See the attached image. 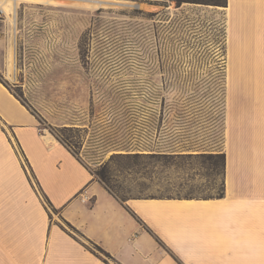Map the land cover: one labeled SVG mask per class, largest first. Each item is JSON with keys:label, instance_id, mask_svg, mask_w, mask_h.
<instances>
[{"label": "crops", "instance_id": "obj_1", "mask_svg": "<svg viewBox=\"0 0 264 264\" xmlns=\"http://www.w3.org/2000/svg\"><path fill=\"white\" fill-rule=\"evenodd\" d=\"M261 1L227 0L222 9L225 52L212 54L222 74L219 141L192 143L182 127L162 126L163 109L173 105L141 102L158 116L141 149L224 154L222 197L121 201L69 148L41 133L35 116L0 82V264H264Z\"/></svg>", "mask_w": 264, "mask_h": 264}, {"label": "rangeland", "instance_id": "obj_2", "mask_svg": "<svg viewBox=\"0 0 264 264\" xmlns=\"http://www.w3.org/2000/svg\"><path fill=\"white\" fill-rule=\"evenodd\" d=\"M120 1L139 8L92 12L21 4L14 80L6 72V18L0 16V82L35 116L41 133L57 139L62 128L70 129L65 133L74 146L67 148L92 173L105 165L106 186L119 199L215 196L222 188L221 168L196 155L220 153L141 149L145 129L152 134L158 125L157 114H148L157 109L141 108V102L173 105L163 109L162 126L182 127L192 143L220 140L222 74L212 54L225 52L224 7Z\"/></svg>", "mask_w": 264, "mask_h": 264}, {"label": "bare ground", "instance_id": "obj_3", "mask_svg": "<svg viewBox=\"0 0 264 264\" xmlns=\"http://www.w3.org/2000/svg\"><path fill=\"white\" fill-rule=\"evenodd\" d=\"M21 4H26L29 6L42 5L44 7L51 8H67V10L77 9L92 12L96 9L109 6L128 8L135 6L139 7V4L137 3L134 4L120 0H0V8L3 10V15L6 18L7 48L5 62L7 76L10 80H14L18 72L16 60V43L17 34L19 31L17 30L18 9L20 8Z\"/></svg>", "mask_w": 264, "mask_h": 264}, {"label": "trees", "instance_id": "obj_4", "mask_svg": "<svg viewBox=\"0 0 264 264\" xmlns=\"http://www.w3.org/2000/svg\"><path fill=\"white\" fill-rule=\"evenodd\" d=\"M169 1H174L176 3L177 7H179L182 3L212 5V6H218V7H224V8L227 7V0H169ZM67 131L70 132L71 130L68 129V128H65V127L62 128V130L60 132V136L57 137V139L62 144H65L66 147H68L70 145L74 146V144L72 143L73 136H71L69 134H66L65 132H67ZM71 153L74 156H76V152L71 151ZM159 156H160L159 158H166V155H159ZM191 156L192 155H188L187 157L190 158ZM196 156L199 157V158H203L207 162H210L211 165L213 167H215V168L217 167V164H218L219 167L221 168V171H222L221 175H223L224 163H225L224 154L220 153V154H208V155H196ZM144 157L153 158V156H151V155H147V156H144ZM133 158H138V155H134ZM92 174H94V178L98 179L107 188L106 183L109 181L110 177H109V170L105 167V165H103L100 169L93 171ZM107 189L109 190V188H107ZM109 192L112 193L110 190H109ZM223 195H224V187H223V181H222V188H221L219 194H217L215 196L206 197V198L222 197ZM147 197L154 198L153 196H147ZM185 198H192V197H185ZM124 200L125 199H122L121 201H124ZM101 251L104 252L103 250H101ZM92 252L96 256H98L94 251H92ZM106 255L109 256L108 254H106ZM103 261L106 262L105 260H103Z\"/></svg>", "mask_w": 264, "mask_h": 264}, {"label": "built area", "instance_id": "obj_5", "mask_svg": "<svg viewBox=\"0 0 264 264\" xmlns=\"http://www.w3.org/2000/svg\"><path fill=\"white\" fill-rule=\"evenodd\" d=\"M3 15V10L0 8V16Z\"/></svg>", "mask_w": 264, "mask_h": 264}, {"label": "water", "instance_id": "obj_6", "mask_svg": "<svg viewBox=\"0 0 264 264\" xmlns=\"http://www.w3.org/2000/svg\"><path fill=\"white\" fill-rule=\"evenodd\" d=\"M133 8H139V7L135 6V7H133Z\"/></svg>", "mask_w": 264, "mask_h": 264}]
</instances>
